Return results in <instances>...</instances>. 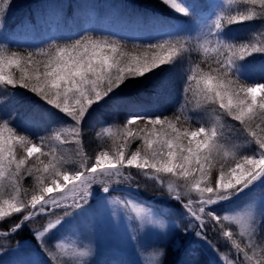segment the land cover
Returning a JSON list of instances; mask_svg holds the SVG:
<instances>
[{
  "label": "snow or ice",
  "instance_id": "6c2138e0",
  "mask_svg": "<svg viewBox=\"0 0 264 264\" xmlns=\"http://www.w3.org/2000/svg\"><path fill=\"white\" fill-rule=\"evenodd\" d=\"M162 2L182 17H192L200 26L198 35L182 36L189 30L163 25L158 36L131 47L122 37L96 36L88 31L53 39L24 53L0 45V88L4 94L19 89L34 94L45 106L49 127L71 121L66 128H52L33 139L19 133L15 116H0V239L7 242L25 227H32L49 264H91L87 258L93 255L92 248L70 249L58 241L51 243L56 233L71 223L66 218L77 211L87 214L98 186L108 194L98 204L130 208L141 228L164 229L166 225L154 210L130 200L110 199L114 185L140 189L151 182L161 195L182 208L184 223L172 224V230L194 234L222 256L225 264H264V241L256 242L255 219L219 211L222 202L247 196L264 182V82L243 79L247 68L241 65L254 54H264V32L255 40L223 38L230 25L264 20V0H227V8L220 0L210 15H204L201 0ZM233 4L242 8L233 9ZM10 5L11 0H0V28ZM193 51L202 53V58L183 80L181 114L169 117L121 94L132 84L166 72V65L185 59V54L191 60ZM193 100L195 108L213 113L212 126L192 127V117L185 109ZM6 102L0 98V105ZM121 103L129 106L122 125L115 132L104 129L112 147H101L94 158L88 156L82 127L105 106L114 109L116 119L115 110ZM66 145L76 147L70 153ZM28 178L30 188L25 187ZM44 216L55 219L34 226ZM210 232L230 244L234 250L231 259L220 252ZM164 255L160 250L150 264H162Z\"/></svg>",
  "mask_w": 264,
  "mask_h": 264
},
{
  "label": "rangeland",
  "instance_id": "374dc122",
  "mask_svg": "<svg viewBox=\"0 0 264 264\" xmlns=\"http://www.w3.org/2000/svg\"><path fill=\"white\" fill-rule=\"evenodd\" d=\"M76 1L82 4L85 2L100 4V6L96 9L87 8L78 15L75 21L59 19L62 16H59L58 11H56L57 8L65 6L69 0H37V3L31 6V12L34 11L35 14V17H32L34 18L33 20L30 19L26 12L20 13L16 17L14 16V12L22 6L21 3H17L14 8H11L13 6L10 5L9 8L11 9L6 10V15L3 17V27L0 28V43L7 46L36 47L45 41L51 30L59 32L76 31V28L80 25L78 23L79 16H86L89 13L91 17L96 16L97 13L105 15V21H103L104 24L101 28L102 33H116L128 38L142 39L147 37L155 26L161 27L163 24L161 18L155 19L149 13L144 15L143 20L137 18L139 20L135 23L124 21V18L121 17L123 16L122 14L125 13L129 16L133 12L121 8L116 0ZM155 1L160 5L161 11L177 16L176 20L170 22L171 25L188 29L193 33V37L198 35L200 26L193 18L187 22L184 20L185 17H182V14L175 13L169 6L164 5L162 0ZM202 1L205 4L204 15L213 14L215 11L213 5H217L220 2V0L217 2L215 0ZM184 2L188 4L191 3V0H184ZM224 4L227 6V0H224ZM154 8L159 9L157 7ZM73 9H76L74 2ZM42 11H45V13L43 14ZM15 20L18 23L15 27L12 26V29L14 28L12 30L11 25ZM106 21H110V23ZM247 24L251 26L250 22ZM167 25H169V22H167ZM248 29L249 27L244 29L230 25L224 30L223 38L234 40L242 38L245 33L250 31ZM259 30L260 33L264 32V20ZM187 32L182 33V36H187ZM248 36V40H255L259 35L253 36L250 32ZM241 65L247 68L242 77L243 79L248 82H264V54H254L246 58V61L241 62ZM165 68L167 71L160 73L156 81L153 82L155 89L156 85H158L157 88H159V85L165 88H168L167 84L172 83L173 85V77L170 75L175 71L173 69L174 64L166 65ZM146 81L130 85L121 94L123 96L130 95L128 94L130 93L128 92L130 88L134 89L140 85H147ZM165 92L168 93L169 91ZM167 93H162V100L168 97L169 93ZM22 96H24V93L21 91H14L2 98L7 102L0 105V116L3 115L5 110L18 107V118H21L22 122L27 124V127L28 125H34L39 131L47 130L49 127L46 128L48 123L44 118V112L24 100ZM137 103L139 104V102ZM194 105L195 101L193 100L192 104L187 107V112L192 117V127L195 128L201 125L212 126L214 123L213 113L203 108H195ZM124 108L129 111V106L125 103H121L118 109ZM110 112H112V109ZM124 116H122L123 120ZM86 130L87 132L90 131ZM131 171L136 173L137 170ZM154 190L158 191V186H153L151 182L148 183L147 187H141L140 189L131 188L127 185H114L113 189H110V199L130 200L139 207L154 210L158 218L162 219L166 225L164 229H160L158 226L141 228L139 221L135 218V213L130 208L125 209L114 204H109L108 206L98 204L108 194L104 193L98 186H95L94 195L89 201L88 213L81 215L77 211L73 217L66 218L71 223L60 229L56 233V240L51 243L58 241L64 243L70 249L73 247L92 248L93 255L87 258L91 264H150L153 256L160 250L165 253L163 257H160L162 264H225L222 256L212 252L194 234L184 235L171 229L172 224L182 225L184 223V219L180 216L182 208L176 201L166 195H161L160 193L150 194ZM219 211L221 214H247L254 218L257 232L256 242L259 244L264 241V182L254 186L247 196L241 194L239 197H232L229 201L222 202ZM57 212L60 213V210H57ZM50 218L55 219L54 216H44L34 226L46 224ZM230 227L234 231H239L235 225H230ZM19 232L16 238H10L7 242L0 240V243H4V248L0 249V264H49V257L41 251L32 227H25ZM133 234L137 236L136 240L130 239ZM209 236L218 244L221 253L228 255L230 259L233 257L234 250L231 249L227 241L219 238L216 233L210 232Z\"/></svg>",
  "mask_w": 264,
  "mask_h": 264
},
{
  "label": "trees",
  "instance_id": "16d2710c",
  "mask_svg": "<svg viewBox=\"0 0 264 264\" xmlns=\"http://www.w3.org/2000/svg\"><path fill=\"white\" fill-rule=\"evenodd\" d=\"M73 0H69V2L67 3V8H72L73 7ZM119 4V6L125 10H130L133 12V14H130L129 16H127L125 13H123L121 16L122 18H124V21H133L134 23L137 22V20L144 18V15L146 13L152 14L155 17L158 15L160 17H162L164 19L165 22H168L169 20H176L177 16L173 15V14H169V13H165L163 11L160 10V5H158L156 3L155 0H116ZM201 2H203L201 0ZM16 3V4H15ZM17 3H21L22 6L17 9L14 12V16L16 17L18 14L23 13V12H31V8L30 6H33L34 4L37 3V0H11V5L14 8L15 6H17ZM76 7L80 10L85 9L84 7H82V5L78 2H76ZM91 8H94L96 4L94 3H90ZM100 6V5H98ZM153 6V7H151ZM154 7H157L159 9H155ZM227 6H225V8H227ZM231 8L235 9L237 7H241L238 4H233L230 6ZM8 8V9H11ZM79 10V11H80ZM163 12L162 13H158V12ZM142 14V15H141ZM13 16V17H14ZM139 18V19H137ZM102 19V17H101ZM179 16H178V20H179ZM192 19V17H185L184 20L189 22ZM110 22V21H109ZM263 20H254L251 21L250 24L251 26H249L246 22L243 25H235V27L238 28H246L249 27L248 30H250L248 33H245V36L242 38H236L235 40H245L247 41L249 39V33L251 32L253 36H258L260 34V25L262 24ZM253 25V26H252ZM6 27V25H4ZM233 28V27H232ZM231 28V29H232ZM84 31H88L89 33H91L92 35H96V36H100V35H110L113 33H101L98 32L94 29H91L89 27L84 28L80 33H83ZM79 33V34H80ZM114 35V34H113ZM187 36H192L193 37V33L188 31L187 32ZM117 38H123L129 45V47H131L132 44L134 43H146V42H136L133 41L132 39L123 37V36H118L116 35ZM194 38V37H193ZM53 39H67V38H57L52 37L51 41ZM50 41V42H51ZM49 42V43H50ZM154 42V41H153ZM48 43H46L44 46H46ZM42 46V47H44ZM9 51H16V52H20V53H24L26 51H35L36 49H32V48H23V47H17V48H11V47H6ZM210 55H212V53H210ZM192 59L189 60L187 58V54H185V59L183 60H177L174 62V73L171 74L170 76L173 77V85L171 84H167L168 88L165 87H161V85H159V88L156 87V89L154 88L155 85H153V82L156 81L157 77H154L152 80H147V85H140L137 86L136 88L132 89L130 88V90H128V94L130 95H125L124 98L127 99V97H131L133 98L135 101H139L141 106L144 107L146 109H149L154 103H158L160 102L159 99L162 96V93H167L165 91H169L168 93L171 94V98H174V96H176L177 102L176 104H174V106L170 109V106H168L167 108H165L164 111H161L164 115H167L169 117L173 116V114H181V108L182 106L185 104V100H184V96L182 93V87H183V80L186 78V74L188 72V69L194 66L195 62H198L201 58H202V53L197 52V51H193L192 54ZM157 86V85H156ZM15 92L17 91H21L22 93H24V96H22V98H24V100H27L28 102H30L31 104L35 105L36 107H38L40 109V111L44 112V108L45 106L43 105V102L39 100L38 97L34 96V94H31L29 92H27L26 90L23 89H19V90H14ZM175 94V95H173ZM5 94H4V90L2 88H0V98H5ZM178 96V97H177ZM112 109V112H110V110ZM188 108L185 109V111H187ZM118 115L116 116V119H113V115H114V109L110 106H105V107H101L99 109H97L92 117L90 119H88L86 125H84L82 127V142H83V146H84V152L90 156L93 157L95 156V154L101 149V147H105V148H110L113 145V141L112 139L104 132V129L106 128H112L113 131L115 132L117 130V128L122 125L123 123V118L122 116L125 115L127 112L124 109H116L115 110ZM18 112V110L14 109L9 111L8 114L3 113V115L1 116H8V115H15ZM158 112V111H156ZM189 115V114H188ZM71 121H68L62 125H54L52 127H49V125L46 127L48 128L47 130L44 131H40L39 133L33 131L32 129H28L23 127V125H18L16 124V122L14 121V126L17 128V130L19 131V133L21 135H29L31 138L36 139L39 136H43L48 134V132L52 131V128H58V127H68L70 125ZM187 126V125H186ZM90 130L87 132V130ZM75 145H66L65 148L68 152H72L75 149ZM131 170H135V169H131ZM130 170V171H131ZM31 185V178H28L25 181V187L26 188H30ZM155 193H159V191H152V193L150 194H155ZM20 233V232H19ZM14 234L11 238H16V236H18V234ZM1 240V239H0ZM165 249V246H164Z\"/></svg>",
  "mask_w": 264,
  "mask_h": 264
},
{
  "label": "bare ground",
  "instance_id": "6f19581e",
  "mask_svg": "<svg viewBox=\"0 0 264 264\" xmlns=\"http://www.w3.org/2000/svg\"><path fill=\"white\" fill-rule=\"evenodd\" d=\"M158 13H162L163 14V12H161V11L158 12ZM131 23H134V22L131 21ZM173 95H175V94H173ZM162 97L163 96L160 97V99H159L160 103L157 106L155 111H158V112L164 111L165 108H167L168 106H170V109H171L174 106V104H176V102H177L176 96H174V98H171V94H168V97L165 100H162L161 99Z\"/></svg>",
  "mask_w": 264,
  "mask_h": 264
}]
</instances>
